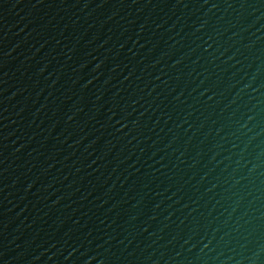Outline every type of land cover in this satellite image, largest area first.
Listing matches in <instances>:
<instances>
[{"label":"water","instance_id":"water-1","mask_svg":"<svg viewBox=\"0 0 264 264\" xmlns=\"http://www.w3.org/2000/svg\"><path fill=\"white\" fill-rule=\"evenodd\" d=\"M0 264H264V0H0Z\"/></svg>","mask_w":264,"mask_h":264}]
</instances>
